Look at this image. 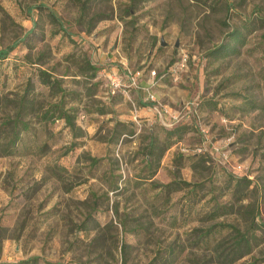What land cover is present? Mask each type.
I'll use <instances>...</instances> for the list:
<instances>
[{
    "label": "rangeland",
    "instance_id": "374dc122",
    "mask_svg": "<svg viewBox=\"0 0 264 264\" xmlns=\"http://www.w3.org/2000/svg\"><path fill=\"white\" fill-rule=\"evenodd\" d=\"M259 17L264 0H91L84 16L77 0H0V49L13 46L0 60V145L9 131L1 123L27 85L37 94L13 150L0 146V264L33 256L38 264H219L212 245L227 228H215L210 245L197 234L220 222L252 227L241 214L249 205L263 235ZM233 27L246 33L240 52L209 57ZM183 53L186 67L174 79L168 69ZM125 64L142 69L144 83L156 71L155 102L131 87L108 95L106 74ZM39 69L59 78L78 136L62 120L41 118L60 93L40 82ZM174 127L182 128L151 168L147 144L155 137L161 145ZM231 175L250 179L249 189L232 194ZM173 180L197 187L170 191ZM220 205L231 212L210 218ZM255 258L264 264V242L232 264Z\"/></svg>",
    "mask_w": 264,
    "mask_h": 264
},
{
    "label": "trees",
    "instance_id": "16d2710c",
    "mask_svg": "<svg viewBox=\"0 0 264 264\" xmlns=\"http://www.w3.org/2000/svg\"><path fill=\"white\" fill-rule=\"evenodd\" d=\"M80 6V11L84 15H86V10L88 8V2L91 0H77ZM51 18L56 21V15L53 12H49ZM261 21V26L264 27V17H259ZM253 22L252 20H247L243 22L242 27L245 30H252L253 29ZM63 30V29H62ZM246 33L243 32L242 28L240 27H233L230 31L225 34L224 39L215 47L209 50L208 56L213 58L214 60L222 59L228 57L233 54H238L240 52V48L245 43ZM262 40L264 42V33L262 34ZM13 46H8L5 48L0 49V60L4 59L8 56V53L11 51ZM84 65L86 66L85 71H90V74L94 76L97 71V67L92 64L88 59L85 60ZM172 65V63H171ZM170 68V67H169ZM112 69V70H111ZM111 72H121L120 68L111 66ZM169 72V69H168ZM39 80L40 82L45 85L49 92L52 95H59V100L56 102H52L48 104V107L41 111L40 115L43 120L49 121H56L62 120L64 125H66L74 134V136H78L80 131L79 125L76 123L77 113L74 107H66V102L64 100L65 90L62 88L59 78L55 75L47 73L46 71L39 69L38 71ZM33 89L31 85H27L25 90L22 92L18 101H16L17 111L14 117L7 118L3 123L8 127V132L6 137L8 138V143L5 145H0L3 148L2 154H9L13 148L15 147L16 142L20 139V132L21 129H26L28 124L25 123L21 119V116L25 113V110H29L33 108L34 101L37 100V94H33ZM182 127H174L173 129L167 131V141H164L161 145L158 144V140L154 137L151 138L149 143L147 144L146 151H145V158L151 168L157 167L162 155L164 152L172 145V136L176 134L178 131L181 130ZM193 158H196L195 155ZM99 162V158L90 157V164H97ZM52 171L57 174L59 171L55 169H59L57 166L51 167ZM151 172H154L152 170ZM153 173H151L152 175ZM251 180L247 177L240 175H231L229 184L232 187V194H240L243 190H248L249 186L251 185ZM184 184V185H182ZM170 191L191 187L188 191L191 192L197 187V184L190 183L187 181H170L165 184ZM94 204H96L94 202ZM95 205L91 206L92 211L95 209ZM256 211L257 207L253 205H249L246 210L244 209L241 214H248L251 218V222L253 224L252 227H248L247 229L241 230L237 226L220 222L213 225H210L208 228L201 230L199 234H197V241H203V243L209 244L208 237L211 232L217 228V232L220 233L222 229L227 228V233L222 235L221 237L217 238L212 245V249L214 251L213 258L219 264H232L237 262L239 259L243 258L244 256L250 254L252 250L264 242V234L258 235L256 233V229L258 223L256 221ZM210 218H215L219 215L226 214L231 212V207L220 205L213 211ZM214 214V215H213ZM91 212L89 213V216ZM263 227L264 230V223L260 225ZM39 258L37 256L30 257L28 259H23L18 261L17 264H38ZM255 262H251L250 264H257L259 260L256 258L253 260Z\"/></svg>",
    "mask_w": 264,
    "mask_h": 264
},
{
    "label": "built area",
    "instance_id": "2783aa9c",
    "mask_svg": "<svg viewBox=\"0 0 264 264\" xmlns=\"http://www.w3.org/2000/svg\"><path fill=\"white\" fill-rule=\"evenodd\" d=\"M188 56L183 53L179 59L170 66L169 73L177 79L179 74L178 71L186 67ZM142 69H132L126 64L123 66L121 72H111L107 76L108 95L114 96L117 92L126 93L125 88H136L140 89L144 93L145 102H155L157 95L153 86L156 82V71L151 69L149 71L150 77L147 82H142Z\"/></svg>",
    "mask_w": 264,
    "mask_h": 264
},
{
    "label": "crops",
    "instance_id": "0c3cea01",
    "mask_svg": "<svg viewBox=\"0 0 264 264\" xmlns=\"http://www.w3.org/2000/svg\"><path fill=\"white\" fill-rule=\"evenodd\" d=\"M108 76V74H106V77ZM149 103H151V102H149Z\"/></svg>",
    "mask_w": 264,
    "mask_h": 264
}]
</instances>
